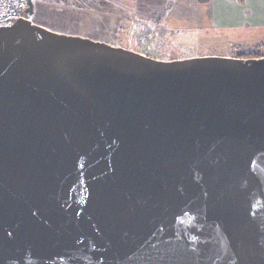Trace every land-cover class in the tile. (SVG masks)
Returning a JSON list of instances; mask_svg holds the SVG:
<instances>
[{"label":"water","instance_id":"95a60500","mask_svg":"<svg viewBox=\"0 0 264 264\" xmlns=\"http://www.w3.org/2000/svg\"><path fill=\"white\" fill-rule=\"evenodd\" d=\"M0 264H264V57L0 28Z\"/></svg>","mask_w":264,"mask_h":264},{"label":"rangeland","instance_id":"374dc122","mask_svg":"<svg viewBox=\"0 0 264 264\" xmlns=\"http://www.w3.org/2000/svg\"><path fill=\"white\" fill-rule=\"evenodd\" d=\"M33 2L37 25L161 61L254 51L264 57V0Z\"/></svg>","mask_w":264,"mask_h":264},{"label":"built area","instance_id":"2783aa9c","mask_svg":"<svg viewBox=\"0 0 264 264\" xmlns=\"http://www.w3.org/2000/svg\"><path fill=\"white\" fill-rule=\"evenodd\" d=\"M28 0H0V28H8L21 20H31Z\"/></svg>","mask_w":264,"mask_h":264},{"label":"trees","instance_id":"16d2710c","mask_svg":"<svg viewBox=\"0 0 264 264\" xmlns=\"http://www.w3.org/2000/svg\"><path fill=\"white\" fill-rule=\"evenodd\" d=\"M263 56H260V54H258L257 52H250V53H240L235 57L232 58H238V59H254V58H261Z\"/></svg>","mask_w":264,"mask_h":264},{"label":"crops","instance_id":"0c3cea01","mask_svg":"<svg viewBox=\"0 0 264 264\" xmlns=\"http://www.w3.org/2000/svg\"><path fill=\"white\" fill-rule=\"evenodd\" d=\"M119 7V6H118ZM119 8H123L122 6H120Z\"/></svg>","mask_w":264,"mask_h":264}]
</instances>
